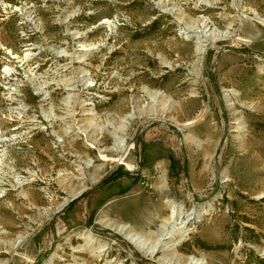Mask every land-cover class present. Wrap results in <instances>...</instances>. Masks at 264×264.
<instances>
[{
	"label": "rangeland",
	"instance_id": "1",
	"mask_svg": "<svg viewBox=\"0 0 264 264\" xmlns=\"http://www.w3.org/2000/svg\"><path fill=\"white\" fill-rule=\"evenodd\" d=\"M165 199L170 251L105 224L157 233ZM263 251L264 0H0V264Z\"/></svg>",
	"mask_w": 264,
	"mask_h": 264
},
{
	"label": "bare ground",
	"instance_id": "2",
	"mask_svg": "<svg viewBox=\"0 0 264 264\" xmlns=\"http://www.w3.org/2000/svg\"><path fill=\"white\" fill-rule=\"evenodd\" d=\"M150 97L154 98L156 97L155 93H150ZM128 118V117H124ZM123 118V119H124ZM119 129L116 127L114 129V134L117 133ZM121 145V141L117 138L114 137V147L115 149H118ZM80 189L77 190H70L68 195L69 198L76 196L79 193ZM68 201V200H67ZM65 201L60 205L59 208H62L65 203ZM166 203L169 206L170 213L167 218H165L162 221L161 230L157 233L149 232V233H138L136 232L133 227H131L127 223H105L107 226L110 227L111 230L114 232L122 235L127 241L132 242L134 247L141 252L145 256L152 257L155 255L157 251L160 249L163 250H169V243L166 242L165 239H171L173 235L177 234V238H174L173 245H176L180 243L186 235V231L180 230L179 228H176L175 226L179 218L174 219V214H175V205L171 203L170 200L165 199ZM103 222V220L101 221ZM21 237V236H20ZM83 240L85 241L84 248L82 250H86L90 252V255L99 258L102 254V252L106 249L105 246L106 244H99L96 239H92L90 233H84L83 234ZM165 241V242H164ZM16 240L13 241L12 243H9V248L14 249L16 245ZM183 259L179 255H174L172 252L166 253L160 260L162 264H195L196 259L193 257H187L182 261Z\"/></svg>",
	"mask_w": 264,
	"mask_h": 264
},
{
	"label": "trees",
	"instance_id": "3",
	"mask_svg": "<svg viewBox=\"0 0 264 264\" xmlns=\"http://www.w3.org/2000/svg\"><path fill=\"white\" fill-rule=\"evenodd\" d=\"M174 163V160L172 161V164ZM125 172V171H124ZM126 173V172H125ZM115 174L117 175V173H114L108 177H106V179H103V181L100 182V184H103V183H107L108 181H111L115 178ZM118 176V175H117Z\"/></svg>",
	"mask_w": 264,
	"mask_h": 264
},
{
	"label": "water",
	"instance_id": "4",
	"mask_svg": "<svg viewBox=\"0 0 264 264\" xmlns=\"http://www.w3.org/2000/svg\"><path fill=\"white\" fill-rule=\"evenodd\" d=\"M262 257H264V251L260 253Z\"/></svg>",
	"mask_w": 264,
	"mask_h": 264
}]
</instances>
